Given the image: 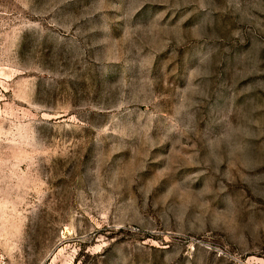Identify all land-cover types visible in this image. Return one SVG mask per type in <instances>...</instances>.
<instances>
[{
	"label": "rangeland",
	"instance_id": "rangeland-1",
	"mask_svg": "<svg viewBox=\"0 0 264 264\" xmlns=\"http://www.w3.org/2000/svg\"><path fill=\"white\" fill-rule=\"evenodd\" d=\"M0 264H264V0H0Z\"/></svg>",
	"mask_w": 264,
	"mask_h": 264
}]
</instances>
